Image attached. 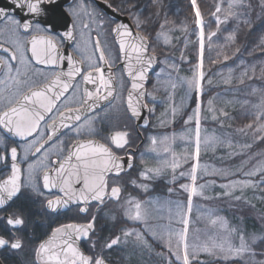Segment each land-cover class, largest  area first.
I'll return each mask as SVG.
<instances>
[{"label":"snow or ice","instance_id":"6c2138e0","mask_svg":"<svg viewBox=\"0 0 264 264\" xmlns=\"http://www.w3.org/2000/svg\"><path fill=\"white\" fill-rule=\"evenodd\" d=\"M56 2L57 0H13L16 8L21 10L26 8L27 13L33 17L45 15L44 5L54 6ZM191 5L195 11V24L200 28V60L194 67L191 79L181 78L180 83L186 85L188 93L195 90L199 95L204 90L203 81L205 80L204 20L197 0H191ZM242 6V0H227V8L224 10L225 16L222 21L218 15L222 11V7L217 4L216 10L212 14L216 19L217 29L229 17L238 16L235 9ZM0 17L7 19L10 25L9 31L14 37L8 41L11 45L9 47L0 42V50L7 53V56L0 55V70H2L0 71V128L5 130V133L0 134V145H3V150L0 151V165L7 167L9 157L11 161L10 172L0 179V206L7 205L14 198H19L23 194V188L43 195L38 183L39 175H42L44 190L51 193L55 189L59 192V195L46 200L47 209L53 213L75 204L80 213L86 214L89 211L88 207H79L80 204L88 205L92 201L104 204L106 198L119 203L123 191L122 186L116 182L110 184L109 177L114 176L118 179L125 172L124 157L117 155L114 148L125 149L130 143V134L126 130H114L107 138V143L96 140L94 137L99 134L97 121L105 119L108 112L118 108L120 104H123L132 118H140L141 110L144 108H147L149 112L155 111L154 106L149 108L144 99L146 96H152L151 93L145 91L144 82L148 78L149 69L156 60L155 52L149 53V38L140 32L133 33L128 25L124 24H116L111 29L116 35L118 50L126 61L124 69L127 77L130 78V88L127 89L125 96L124 76L118 77L112 71L114 60L110 62L111 58L106 53L105 47L102 46L99 36L92 42L94 48L89 51L87 48L89 40L84 39L83 32L80 33L85 47L81 48L80 44H77V51L82 55V58L77 60L72 55L60 54L57 39L51 34L60 23L58 16L53 15L49 21L41 25L34 19L23 21L16 19L14 15L0 7ZM99 24L103 25L104 21L100 20ZM83 27L87 28L88 25L84 24ZM137 27H140L139 20H137ZM163 27L162 24L161 28ZM29 32L33 33L30 38L31 59L26 55V42L22 36V33ZM62 35L69 40L75 39L72 29H68ZM214 35L216 33H209V39ZM158 36H162L165 43L169 42L166 34L159 33ZM228 39L235 40V35L230 34ZM261 43L264 44V40ZM223 59L227 61L229 56L224 55ZM65 60L68 65L67 71H64L62 67ZM33 61H35V65L46 66L48 70L36 67ZM246 75L247 70L241 73L240 83H243V77ZM77 78H80L79 83H77ZM230 82L231 77L229 76L224 83L229 84ZM208 83L211 84L210 79ZM82 85H91L92 88L82 87ZM168 87L174 92L177 83L169 80ZM152 99L155 100V97ZM168 99H172L171 92ZM104 103H107L108 107L104 108L102 114L101 108ZM208 105L209 111H216L212 107V100L208 101ZM254 107L256 113L253 122L245 125L239 131L247 134L245 131L247 130L257 140L264 141V94H262L260 103ZM179 110L175 105H170L169 109L161 113L160 123L165 122L164 117L169 111L175 117ZM219 112L221 117L229 118L228 113L223 109H220ZM212 118L217 119L215 115ZM201 119V104L197 100L193 114L189 115L185 121L186 124L195 121V155L197 157L200 153ZM144 124L147 125L148 121L144 120ZM61 129L69 130L77 139L68 143L66 140L57 138L56 142L52 143ZM8 134L25 141L23 145L25 161L30 155L33 157L32 162L27 164L26 175L20 163L17 162L18 147L10 146L7 143ZM33 134H36L35 137L29 140L28 138L33 137ZM82 136L93 138L80 139L79 137ZM243 147L251 148V145ZM151 150L153 152H170V138L165 136L158 140L156 137H152ZM53 156L56 159H52ZM172 156L171 161L163 160L158 167L146 168L140 173V177L145 181H150L154 176H159L166 168L175 172L180 167V160L175 153H172ZM127 160V168L130 169L133 166L132 157L129 155ZM197 167L198 165H193L191 169V185H181L189 193L187 213H191L192 210V197L202 195V189L205 187L203 184L197 186ZM217 171L225 176L231 174L226 170ZM257 174L262 177L261 182H264V163L258 164L251 171L242 172L243 179L229 180L228 183L221 185L222 188L227 189L224 195L232 196L236 189L243 191L245 188L255 187L256 184L251 178ZM22 176L25 177L23 180ZM132 183L136 184V181ZM137 186L145 192L149 190L147 183ZM168 191L171 192L172 189L170 188ZM234 198L240 200L241 196ZM173 203H175V215L181 217L183 229L166 234L153 230L148 224L152 210L154 208L167 209L171 213L170 205ZM121 208L128 220L143 223L153 237L165 239L166 235V244L170 253L175 256L176 261H180L182 264H193L201 252L209 255L221 254L226 260L245 254L256 255L243 233L239 235L238 246H234L227 239L212 238L202 244L190 246L188 243L189 219L179 202L161 201L159 197L147 201L130 197L121 204ZM96 219V216L93 215L85 223L72 222L61 224L52 229L48 238L42 240L35 249L37 260L40 264H108L104 251L127 243L129 237L134 236L137 241L147 244L143 234L136 229L122 230L120 235L109 237L104 240L103 244H100L99 238L95 240L92 238L96 232ZM210 223L212 225L220 223L221 226H225L226 222L217 217ZM24 224L25 220L22 216L13 214L6 217V225L11 228ZM173 237H175L174 249ZM82 240L90 242L91 254H86L81 249L80 242ZM255 242L256 237H252L251 243ZM98 245L99 251H95ZM4 246L14 250L21 249L22 241L19 237L6 239L0 235V247ZM169 264H172L171 260H169ZM196 264L199 262L197 261ZM260 264H264V262H260Z\"/></svg>","mask_w":264,"mask_h":264},{"label":"trees","instance_id":"16d2710c","mask_svg":"<svg viewBox=\"0 0 264 264\" xmlns=\"http://www.w3.org/2000/svg\"><path fill=\"white\" fill-rule=\"evenodd\" d=\"M104 1L126 15L135 29L149 38V51H154L157 57L151 92L160 94L161 103L164 106L168 103L165 94L169 96L171 92V105L180 109L170 129L164 127L165 122L160 123L163 105L158 116L154 117L155 126L159 127L155 137L158 140L165 136L169 137L171 151L155 152L153 164L156 167L160 166L163 158L171 161L172 153H175L180 160V167L175 172L166 168L167 180L163 176L150 180L149 183L154 188V193L150 197H159L161 201H182L186 210L188 192H182V187H179L189 185L191 182L196 144L194 142L195 121L187 124L185 121L189 115L193 114L199 100L202 119L200 153L195 160V165H198L196 183L197 186L203 184L205 187L202 189V197L201 195L192 197V208L199 216H195L194 221L193 216L190 214L188 216V234H190L188 243L190 246L202 244L212 238L227 239L234 246H238L239 235L243 233L256 255L245 254L226 260L221 254L209 255L201 252L193 264L197 261L199 264H260L264 262V182H261L262 177L259 174L252 177L255 187L245 188L243 191L236 189L232 196L224 195L227 189L219 185L226 184L229 180L243 179L242 172L251 171L258 164L264 163V141L257 140L247 130H245L247 134L239 131L253 122L256 113L254 105L260 103L264 94V44L261 43L264 40V0H242L243 6L235 9L238 16L229 17L226 22L221 23L219 29L212 14L216 10V5L220 4L222 11L218 15L223 21L227 0H197L204 20L205 32L203 53L205 80L203 81L204 90L199 95L195 90L188 93L186 85L180 83L181 78L191 79L194 67L200 60V29L195 24V11L191 0ZM137 20L140 22L139 28ZM162 24L163 28H161ZM213 32L216 35L209 39L208 34ZM159 33L166 34L169 42L165 43L163 37L158 36ZM230 34L235 35V40L228 39ZM224 55L229 56L227 61L223 59ZM173 65L174 68L171 67ZM245 70L247 75L243 77V83H240L241 73ZM229 76L231 82L225 84L224 81ZM209 79L211 84L208 83ZM169 80L177 83L174 92L168 87ZM209 100H212L215 112L209 111ZM220 109L226 111L229 118L221 117ZM213 115L217 119H213ZM244 145H251V148H244ZM185 147L186 149L183 150ZM186 151L187 156L183 158ZM217 170H226L231 174L221 175ZM141 183H143L142 179L139 180V184ZM170 188L171 192L168 191ZM137 192L139 193L137 199L141 201L151 199H145L147 192L142 188L139 187ZM235 196H241V199L236 200ZM245 198H249L250 202ZM118 207L116 204L107 206V238L120 235L122 230L136 229L143 234L147 244L137 241L134 236L129 237L127 243L122 244L132 249L121 251V245H118L104 252L109 263L169 264L171 260L172 264H182L170 253L166 237L165 239L153 237L143 223L128 220L123 210L121 213ZM166 212L167 209L154 208L148 224L162 232L166 231L164 226L158 227V223L164 220L161 216H165ZM217 217L226 222L225 226H221L220 223L216 225L210 223ZM197 222L200 223V230L196 229ZM181 225L183 226L182 223ZM96 229L99 230L98 225ZM195 232L199 238L192 236ZM252 237H256L254 244L251 243ZM120 253H124V262L119 258Z\"/></svg>","mask_w":264,"mask_h":264},{"label":"flooded vegetation","instance_id":"af4514ba","mask_svg":"<svg viewBox=\"0 0 264 264\" xmlns=\"http://www.w3.org/2000/svg\"><path fill=\"white\" fill-rule=\"evenodd\" d=\"M83 5V8H81ZM0 7H3L8 13L14 15L16 19L21 21L25 19L35 20L37 23L41 25L45 24V22L49 21L53 15H56L60 18V23L55 28L52 35H54L59 44L60 54L67 56L72 55L75 59L80 60L82 55L79 51H77V44H80L81 48L85 47L84 41L81 39L80 33H84V39L89 40V44L87 48L91 51L94 48V42L96 37L99 36L101 40L102 46L105 47L106 53L110 56L113 63L112 71L119 77L121 75L124 76L125 83V91L124 95L126 96L127 89L129 88V81L123 73L122 67L120 65V54L118 48L114 42V39L111 34V29L115 24L114 20H111L104 14L94 0H57L54 6H50L45 4L44 8L46 10V14L42 15L44 20L37 19L32 15H21L15 13L13 11H9L8 5L4 2V0H0ZM23 12H26L27 9L24 8ZM103 20L104 24L100 25L99 21ZM87 24L88 27L84 28L83 25ZM10 25L6 18L0 17V42L5 43L6 47L11 46L8 41L13 39L14 37L11 35L9 31ZM68 29H72L75 39L69 40L64 37L62 34ZM33 33H22V36L25 39V47H26V55L31 59L30 52V38ZM144 35V34H143ZM0 55L7 56V53H4L3 50H0ZM98 56V53H97ZM16 63V62H13ZM35 65V61H33ZM38 68H42L48 70L46 66L43 65H35ZM63 70L67 71L68 65L65 60L62 64ZM106 67V66H105ZM86 70V66H85ZM2 71V70H0ZM107 71V69H106ZM155 68L148 75V80L145 84V91L151 93L152 96H146L145 102L148 103V107L152 108L154 106L155 111L149 112L147 109L146 120L148 124L139 123L135 118H132L127 111L125 110L123 104H120L118 108L111 110L108 112L107 116L103 120L97 121V128L99 130V134L94 138L101 142L107 143L109 135L114 130H126L129 132V145L126 146L125 149L117 150L114 148V151L117 152V155L128 158L130 155L132 157V168H127L124 173L117 179L114 176L109 177L110 184L113 182L119 183L122 186V194L119 203L114 200L107 199L104 204H98L95 201L90 202L88 205L80 204L79 207L87 206L89 211L85 213H80L77 205H70L67 209H62L58 212H51V210L46 207V200L53 198L55 195H59L58 190H52L49 193L47 190L42 188V175L38 176V183L40 185V191L43 195L32 192L30 189L23 188L22 195L19 198H14L5 206H0V235H3L6 239H11L13 237H19L22 241L21 249H11L8 246L0 247V260L3 264H40V262L36 258L35 249L38 244L47 238L52 229L58 227L61 224L67 223H85L87 222L93 215L96 216V228L99 226V230L96 229L94 236L92 237L94 240H100V244H103L104 240L107 239V206L108 204H116L118 205V209L122 213L121 204L124 203L130 197L137 198L139 187V180L142 179L143 183H147L149 186V190L147 191V195L145 199L152 198L150 197L152 193H154V188L151 186L149 181L143 180L140 177V173L144 171L146 168H155L156 166L153 164L155 162V152L151 150V138L155 137L158 126H155L154 117L158 116V112L163 105V113L169 109L171 105L168 96L165 94L168 99V103L166 106L161 103L160 94L156 95L151 92V86L154 81ZM80 82V78H77V83ZM82 87L92 88L91 85H82ZM168 88V87H167ZM166 89V87H165ZM155 97V100L152 99ZM107 103H104L101 108V113L103 114L104 108H107ZM174 117L171 115L169 111L165 118V128H169L172 124ZM170 129V128H169ZM5 133L3 128H0V134ZM36 134H33V137H29L28 139H33ZM57 138L66 140L68 143H71L72 140L77 139V137L73 136L69 130L61 129L60 132L57 133V137H54L52 143H55ZM80 139H90L93 137L82 136ZM7 143L10 146L18 147V163H20L22 170H24L26 175L27 164L32 162L33 157L30 155L28 160L25 161L23 159V145L25 141L19 137L12 136L11 134L7 135ZM3 150V145H0V151ZM52 159H56L55 156ZM10 157L8 160V166L0 165V179H3L6 174L10 172ZM163 176L165 180H167L168 170L164 169V171L159 176ZM25 177L22 176V180ZM141 178V179H140ZM153 178V179H154ZM136 181V184L132 182ZM138 189H137V188ZM19 215L22 216L25 220V224L22 226H17L16 228H11L6 225V217L10 215ZM99 222V223H98ZM90 242L87 240H82L80 242V247L86 254H91L90 250ZM126 249H132V247L126 246L125 244H121V251ZM95 251H99V245ZM105 250L104 252H106ZM119 258L122 262H124L125 257L124 253L119 254Z\"/></svg>","mask_w":264,"mask_h":264},{"label":"water","instance_id":"95a60500","mask_svg":"<svg viewBox=\"0 0 264 264\" xmlns=\"http://www.w3.org/2000/svg\"><path fill=\"white\" fill-rule=\"evenodd\" d=\"M95 3L98 5V7L101 9V11L107 15L108 18H110L111 20H114L115 21V24L113 25L112 28L115 27L116 24H124V25H128V27L133 31V33H136V32H139L137 31L133 24L131 23L130 19L124 15V14H121L117 9L111 7L109 5L108 2L104 1V0H94ZM4 2L8 5V9L9 11H13L15 13H18V14H21V15H26L27 11L26 12H23L24 10H21L20 8H16L15 5L13 4V0H4ZM28 14V13H27ZM29 15V14H28ZM37 19H40V20H44L43 16H37L36 17ZM141 33V32H140ZM111 34H112V37L114 39V42L117 46V48L119 49V45H118V41L116 39V35L114 32H112L111 30ZM142 34V33H141ZM119 51V50H118ZM149 53H152V52H149ZM120 54V65L122 67V70H123V73L125 74L126 78L128 79L129 81V88H130V78L127 77V74H126V71L124 69V65L126 63L125 59L123 58V54ZM156 57V55H155ZM156 63H157V59L155 60V62L152 64L151 68L149 69L148 71V75L151 71L154 70L155 66H156ZM148 80V78H147ZM147 80L144 82V89H145V84L147 82ZM127 94V93H126ZM128 113V112H127ZM146 113H147V108H144L141 110V117L140 118H135L139 123H144V120H146ZM130 115V113H128ZM131 116V115H130ZM125 171L127 169V163H128V160L125 159ZM73 205V204H72ZM48 238V237H47ZM45 238V239H47ZM44 239V240H45ZM0 264H3L2 261L0 260ZM110 264V263H108Z\"/></svg>","mask_w":264,"mask_h":264},{"label":"rangeland","instance_id":"374dc122","mask_svg":"<svg viewBox=\"0 0 264 264\" xmlns=\"http://www.w3.org/2000/svg\"><path fill=\"white\" fill-rule=\"evenodd\" d=\"M194 128H196V125H195ZM194 142L196 144L195 135H194ZM185 149H186V147L183 150H185ZM195 151H196V149H195ZM195 151H194V154H193V156H194V164L193 165H195V160L197 159V157L195 155ZM186 156H187V151H186L185 154H183V158H186ZM163 160H164V158L161 161H163ZM189 185H191V183ZM219 185L221 186L223 184H219ZM179 188H181V186ZM181 191L184 192L185 190L183 188H181ZM188 195H189V193H188ZM201 197H202V195H201ZM245 199L250 202L249 198H245ZM173 202H176V200L173 201ZM177 202H179V200H177ZM187 202H188V200H187ZM179 203L182 206L183 212L187 214V218H188V216L190 214V216H193V221H194L195 220V216H199V214L194 210V208H192L191 213H187V205H186V210H185V206L183 205L182 201L179 202ZM201 203L205 204V202H201ZM170 207L172 208V212L170 213L167 210L165 216H161L164 220L161 223L160 222L158 223V225H159L158 227L164 226V228L166 229V231L162 232V231H160L159 229H157L155 227L154 228L151 227L153 230L157 231L158 233H162V234H166L167 232H173L174 233V232L181 231L183 229V226L181 225V223H182L181 222V217H177L175 215V203H173L172 205H170ZM200 216H202V215L200 214ZM199 228H200V223L197 222V228L196 229H199ZM188 235H189V238H188V242H189V240H190V234H188ZM192 236H195L196 238H199V236L196 234V232ZM174 248H175V237H173V249ZM173 257L175 258L174 255H173Z\"/></svg>","mask_w":264,"mask_h":264}]
</instances>
